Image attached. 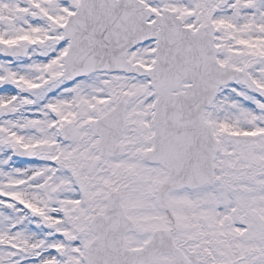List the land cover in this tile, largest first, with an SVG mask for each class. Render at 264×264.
<instances>
[{
  "label": "snow or ice",
  "instance_id": "1",
  "mask_svg": "<svg viewBox=\"0 0 264 264\" xmlns=\"http://www.w3.org/2000/svg\"><path fill=\"white\" fill-rule=\"evenodd\" d=\"M0 264H264V0H0Z\"/></svg>",
  "mask_w": 264,
  "mask_h": 264
}]
</instances>
